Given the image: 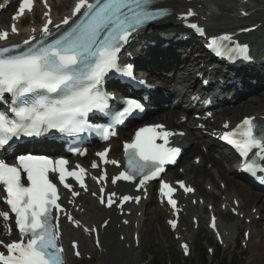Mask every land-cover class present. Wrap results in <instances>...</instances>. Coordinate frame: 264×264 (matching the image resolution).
<instances>
[{"label": "snow or ice", "instance_id": "1", "mask_svg": "<svg viewBox=\"0 0 264 264\" xmlns=\"http://www.w3.org/2000/svg\"><path fill=\"white\" fill-rule=\"evenodd\" d=\"M43 4L47 10L43 12L44 22L39 34L37 28L32 27L31 36L22 42H10L9 31H0V104L4 105L0 108V152L15 156L12 162L0 157V186L6 192L4 201L14 214L18 229V239L7 243L0 240L3 248L0 264H66L61 244V214L84 231H96L75 219L62 205L58 188L61 185L67 190L73 198L68 203L74 204L75 198L81 195L80 189L90 191L86 184L88 170L80 164L70 168L69 160L64 157L53 159L32 152L19 154L17 142L53 132L65 136L94 133L103 141L116 136V127L142 114L145 106L141 99H117L105 90L106 81L119 75L134 84L146 85L145 81L136 79L131 64L121 62L122 49L147 25L175 12L164 6V0H75L71 14L54 22L48 0H43ZM33 9L34 0H21L13 19ZM194 15L196 13L189 9L178 18L188 20ZM190 26L202 31L199 25ZM19 31L13 23L11 32L19 35ZM223 39L232 41V36L225 35ZM246 53L247 45L238 43L232 48L222 44L216 51L218 56L227 54L229 59L233 54L246 58ZM6 94L10 101L5 99ZM90 114H101L108 123L92 124ZM224 127L229 130L219 138L232 145L244 159L242 170L251 175L264 174V123L255 117H246L235 128H229L227 123ZM174 135L184 133L167 130L163 124L140 127L134 138L123 144L126 168L111 178L102 165L119 169L120 161L109 159V147L98 151L95 155L101 164L93 161L91 168L100 171L91 179L99 188L91 195L97 197L101 205L107 208L116 205L123 212L125 203H139L141 196H121L108 189L109 181L113 186L118 182H131L138 193L146 191L150 182L158 181L159 196L177 210L178 199L174 197L178 189L163 176L166 166L175 164L181 154L180 147L170 146ZM70 151L86 155L84 149L74 147ZM175 184L183 194L196 192L183 180ZM192 202L203 203L199 199ZM235 203L238 205V201ZM232 211L236 213V208ZM10 213L0 211V218L8 222ZM216 220L213 215V229L217 228ZM107 223L105 221L102 227ZM169 223L172 229L177 228L176 219ZM6 231L10 235L11 227ZM72 247L77 248L76 241L72 242ZM182 248L185 254L189 253L187 242ZM75 255L80 256V252L76 250Z\"/></svg>", "mask_w": 264, "mask_h": 264}, {"label": "bare ground", "instance_id": "2", "mask_svg": "<svg viewBox=\"0 0 264 264\" xmlns=\"http://www.w3.org/2000/svg\"><path fill=\"white\" fill-rule=\"evenodd\" d=\"M54 2V9L57 13H54L55 18L57 21L60 19L61 16L65 15L66 11L69 7V2L72 0H52ZM172 2L168 4L169 6L173 7L175 11H178V14L186 13L189 9L196 8V20L204 23V25L208 28L209 32L211 34H220L223 32H235L237 29H242V26L240 24H243L245 20H240L235 14L236 8L234 6L235 0H195L192 4L187 3L185 0H171ZM252 2V0H250ZM255 8V7H254ZM253 8V9H254ZM211 18L213 20L209 21ZM169 24L174 25V22H170ZM38 25V24H37ZM247 28V27H245ZM28 31H26L27 33ZM260 39L257 40V46L258 51L262 52L264 54V49L261 47L262 42L264 40V33L259 37ZM164 52V51H163ZM179 58L173 57L168 54V56L165 58L164 62H157L154 61L152 64L151 69L149 70V77L150 79H153V81L157 82H164L161 75L157 72L159 68L162 69H168L173 64L178 63ZM166 62V63H165ZM186 67V66H185ZM188 76L183 80L187 81V79L191 78L190 70H187ZM174 92V91H172ZM264 105V93L259 94L258 96L252 98L251 100L246 101L244 104L238 107L237 110L228 111L227 113L223 114L222 116L230 117L229 120H235L238 118L240 113L243 111H251V114H246V116L250 115H260L264 108L260 110V108ZM182 114L181 111L174 110V111H160V114L155 118L156 121L159 122H165L167 124L174 125L178 120L179 117ZM177 118V120H174ZM181 129H188L187 125H184L181 127ZM133 132L132 129L127 130L126 132L122 133L121 138L131 135ZM202 134L201 132H199ZM189 139L185 141V143L190 142L191 147L188 150L187 156H186V166L189 165L188 169L186 170L187 174L184 179H187L189 183L196 185L199 190V196L208 197L209 200L215 201L216 198L213 194L207 193L204 190V185L211 183L214 188H217L218 181H225L227 184L228 189L231 192L234 193H240L242 195H247L248 198H251L254 202V205H257L260 207L261 210L258 211V214H262L264 212V198H262V194L254 193L251 190L247 188V186L243 183L235 181L236 179H232L230 177L231 171H229L226 166L224 165V162H229L231 157L229 156H223L221 159H214L212 154H208L207 156H203L204 163H211L213 164L212 169H208L205 165H199L196 166L194 163L190 164V155L197 153L198 155H201L200 150L203 146L204 137H199L195 135V131L189 132L188 135ZM207 139V138H206ZM203 140V142L201 141ZM120 141H113V153L120 149ZM219 146L218 144H214V147L216 148ZM202 156V155H201ZM228 190V191H229ZM229 197L227 204H229L230 200L231 203L233 199L236 197L232 193L227 194ZM82 202L86 209L85 215H83V218L87 222H91L92 224H97L98 220H103L105 218H111V226L115 224L119 219L115 216L114 212H105L100 211L95 208V204L91 199L85 198V196H82ZM243 203V206H245L246 201H241ZM193 212V214L202 216L204 214V209L199 207H192L189 208ZM139 211L147 212L144 209H139ZM150 219L153 222V225L151 227L152 235L155 237V239L160 238V234L163 236L169 237L168 229L163 226L159 221L161 218L165 215L164 211L161 210L159 207H155L150 212ZM146 215V214H145ZM245 218L252 219V222L250 225H247V228H252L251 226L256 222L255 221V215L253 213H247L245 214ZM135 220H139L140 223L143 222V219H139L136 216L135 213ZM222 224H223V220ZM158 222V224H156ZM156 224V226H155ZM66 226V232H65V238L64 242L66 245L69 246L70 242L73 239L81 240L79 232H76L74 229H72L70 226ZM157 226H160L161 233L157 232L156 228ZM202 226V224H201ZM200 226V228H201ZM241 226V223L238 222L236 224L232 225V231L233 233H237L239 230L238 228ZM110 228V227H109ZM199 228V229H200ZM189 227L187 228V234L182 232V234L188 238L189 240H194L193 235L189 232ZM120 231L125 232V228H121ZM110 230L104 231L102 234V242L104 248L107 249V251L101 254L98 253L95 255L98 258L97 264H136V261L141 258V253L139 250L131 249L130 252L122 253L118 252L117 254H113L110 251V244L108 242V236H109ZM170 233V232H169ZM235 236V235H234ZM262 238V242L257 245L254 244L255 239ZM82 246L81 251L86 255L87 253H94V249L91 245L88 244L87 241L81 240ZM250 243L253 245L252 248L254 249L255 253V259L258 260L257 264H264V231L258 232L257 230L252 229L251 230V241ZM120 245H118L119 247ZM193 250V247H192ZM68 264H78L76 259L72 257V254L69 253L68 257Z\"/></svg>", "mask_w": 264, "mask_h": 264}, {"label": "rangeland", "instance_id": "3", "mask_svg": "<svg viewBox=\"0 0 264 264\" xmlns=\"http://www.w3.org/2000/svg\"><path fill=\"white\" fill-rule=\"evenodd\" d=\"M241 0H235L234 6L237 7V4L240 3ZM253 7H255V10L261 11V12H257L250 20L245 21L244 23L248 24H256V22L260 23L263 22L264 23V0H253L252 3ZM238 12V11H237ZM264 33V26L262 28H260L259 32L257 34H263ZM257 34H254L256 36L251 37V40H257L260 38H257ZM264 43V40H263ZM169 71L173 70V72L175 71V68L173 66V64L169 67L168 69ZM168 71V72H169ZM242 101L238 103L237 105H235L234 107H228V111H233V110H237L239 106H241L242 104H244L246 102V98L242 97ZM248 101V100H247ZM264 108V105L260 108V110H262ZM251 111H243L242 113H240V115L238 116V118H236V121L240 120V118L242 116H246V114H251ZM201 154V151L198 152ZM214 154H219L218 151H216ZM195 156V154L190 156V159ZM216 159V158H214ZM186 160H184L181 163V167L186 169ZM207 164L206 162L204 163V165ZM228 169H230L231 165L227 166ZM231 171V170H230ZM243 183V182H242ZM246 184V183H244ZM247 185V184H246ZM249 190H251L250 188H248ZM242 195V194H241ZM242 198L245 199L248 202V207L250 208L253 204V200L251 198H248L247 195H242ZM152 208H148V212L150 213ZM151 217H148V221L146 222V226L144 228V235H143V239H142V246L139 250L144 251V253L141 255L142 257L139 258L136 261V264H141L146 262L150 257H151V261L150 264H154V261H152V255L156 256L157 259H160V262H162L164 259L163 258H168V264H171L170 261H172V264H198L199 259H200V253L203 254V251L206 250L207 248L206 246H202V241L201 238L204 236V233H200L197 238H196V252L194 253V255L192 256V260L190 262H187L185 259L181 258L179 252H178V248L176 246V243L172 240V238L170 239H165L163 237L159 238V239H155V237L152 235V231H151V227L153 225V222L150 219ZM163 221V217L161 218V220L159 221L162 224ZM156 224H158V222H156ZM155 224V226H156ZM258 225H262L260 228V230L264 231V223H257L254 225L253 229L256 228V226ZM111 239L114 241V243H116L118 241V238L116 235L111 234ZM117 244H114L112 246L113 248V254H117L119 251L123 253V250H121L122 248H117L115 249V246ZM238 245V242L235 240L231 241V245L230 248L227 252L223 253L224 256H226L227 254L232 255V254H236L238 256H240L242 258V260L248 263V264H257L258 260L253 258V254L254 251L252 248H249V250H247L246 252L248 253L247 256H245V249H239L236 246ZM208 260L209 262H211V256L208 254ZM98 260L97 258H95L94 256H92V260L88 261L87 259H85V261L82 262H78V264H97Z\"/></svg>", "mask_w": 264, "mask_h": 264}, {"label": "trees", "instance_id": "4", "mask_svg": "<svg viewBox=\"0 0 264 264\" xmlns=\"http://www.w3.org/2000/svg\"><path fill=\"white\" fill-rule=\"evenodd\" d=\"M156 264H159L158 262H156Z\"/></svg>", "mask_w": 264, "mask_h": 264}]
</instances>
